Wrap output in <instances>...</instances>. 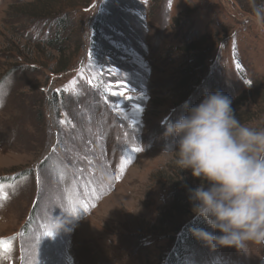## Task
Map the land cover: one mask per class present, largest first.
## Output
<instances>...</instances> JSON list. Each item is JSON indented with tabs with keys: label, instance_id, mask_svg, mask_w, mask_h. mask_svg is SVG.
<instances>
[{
	"label": "rangeland",
	"instance_id": "374dc122",
	"mask_svg": "<svg viewBox=\"0 0 264 264\" xmlns=\"http://www.w3.org/2000/svg\"><path fill=\"white\" fill-rule=\"evenodd\" d=\"M263 81L264 19L234 0H0V264H170L179 247L264 264V245L183 244L203 181L163 135L185 103Z\"/></svg>",
	"mask_w": 264,
	"mask_h": 264
},
{
	"label": "clouds",
	"instance_id": "9594fccd",
	"mask_svg": "<svg viewBox=\"0 0 264 264\" xmlns=\"http://www.w3.org/2000/svg\"><path fill=\"white\" fill-rule=\"evenodd\" d=\"M166 125L174 163L202 179L188 188L192 212L214 232L193 235L212 247L247 251L249 243L264 245V127L237 119L232 100L209 92ZM174 148L175 150H171Z\"/></svg>",
	"mask_w": 264,
	"mask_h": 264
},
{
	"label": "trees",
	"instance_id": "16d2710c",
	"mask_svg": "<svg viewBox=\"0 0 264 264\" xmlns=\"http://www.w3.org/2000/svg\"><path fill=\"white\" fill-rule=\"evenodd\" d=\"M239 7L244 10L245 12L252 14L254 16H260L264 19V0H234ZM28 16V15H27ZM57 25L61 26H67L68 24V18L64 17L62 19H59L57 22ZM60 39V37H59ZM62 41V40H61ZM59 40H55L49 43V47L52 49L57 50L59 53H65L66 48H61L62 42ZM193 48L189 49L187 52L193 53ZM62 69H66V66H63ZM191 82V81H190ZM251 84V83H250ZM247 87V89L240 94L237 99L232 103V108L234 110V113L242 123L251 126L253 122H255L259 117L264 114V112L260 111L259 108L262 107L259 105L254 97L250 95L252 93V90H257L256 93H259V97L263 100L264 99V81L262 84L254 88V85L252 84ZM185 85V84H184ZM186 86V85H185ZM187 87V86H186ZM253 111H256L253 114ZM259 116V117H258ZM206 224L203 218H197L195 219L194 223L190 225L189 227L184 228L185 231H182V242L183 244H186L187 246H195L200 242L194 235L193 230L197 228H203L206 230ZM183 250L179 247L175 255H173V259L171 260L170 264H183ZM176 256V257H175Z\"/></svg>",
	"mask_w": 264,
	"mask_h": 264
},
{
	"label": "snow or ice",
	"instance_id": "6c2138e0",
	"mask_svg": "<svg viewBox=\"0 0 264 264\" xmlns=\"http://www.w3.org/2000/svg\"><path fill=\"white\" fill-rule=\"evenodd\" d=\"M11 250V241H0V251L5 253Z\"/></svg>",
	"mask_w": 264,
	"mask_h": 264
}]
</instances>
